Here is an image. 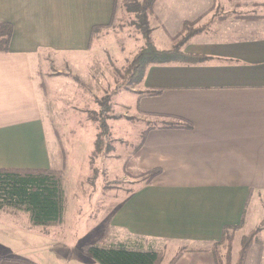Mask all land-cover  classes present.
Listing matches in <instances>:
<instances>
[{
    "label": "crops",
    "instance_id": "obj_1",
    "mask_svg": "<svg viewBox=\"0 0 264 264\" xmlns=\"http://www.w3.org/2000/svg\"><path fill=\"white\" fill-rule=\"evenodd\" d=\"M113 5L114 0H0V23L12 26L9 50L0 53V169L59 167V146L66 159L62 138L82 136L78 95L62 101L78 114L81 129L58 131L64 111L35 71L37 54H88L97 43L90 42L93 28L110 23ZM218 8L235 11L215 17ZM148 23L153 46L171 51L178 45L180 55L149 66L135 92L161 91L136 95L135 102L145 123L138 168L161 174L132 193L110 225L164 258L168 253L165 264L181 251L175 264H214L210 247L221 241L223 228H242L256 218L249 209L264 211V0H158ZM186 24L193 31L184 32ZM164 117L187 121L192 129H158ZM0 226L2 252L1 236L10 228ZM8 258L37 264L17 251L0 255V264H23ZM87 259L85 264H94Z\"/></svg>",
    "mask_w": 264,
    "mask_h": 264
},
{
    "label": "rangeland",
    "instance_id": "obj_2",
    "mask_svg": "<svg viewBox=\"0 0 264 264\" xmlns=\"http://www.w3.org/2000/svg\"><path fill=\"white\" fill-rule=\"evenodd\" d=\"M127 3L129 1H119L121 9L116 15V26L121 28L99 33L93 39V42L97 40L95 47H91L88 54L68 56L45 51L37 54L35 71L39 72L41 79L45 81L52 99L61 105L59 110L64 111L59 116L66 121L56 124L58 131L77 134L81 129L82 124H77L79 121L75 119L78 114L73 113L71 105L68 107L62 101H71L78 95L82 100V104L77 106L84 113V133L78 138L70 135L62 138L66 152L63 177L65 212L62 223L48 229L47 235H44L43 229L30 226L27 214L12 210L0 211L3 229L6 231L10 228L9 233L1 236L3 251L0 255L17 251L18 255L31 257L37 264H85L84 262L90 261L87 259L89 257L82 253V245L98 242L105 246L117 245L127 239L124 232L114 230H109L107 237L103 239V232L106 231L113 212L132 193L143 187L147 180L145 176L138 175L139 168L135 165V155L145 124L136 115L135 92L138 86L134 89L126 87L129 77L125 73L139 49L138 40L141 34L137 29L135 15L125 11L124 6ZM217 10L222 12L217 11L215 17L223 12L231 15L235 11L234 8ZM150 28L148 23V29ZM182 30L189 33L193 31V26L186 24ZM179 38L180 35L175 39V43H180ZM140 42L143 44L142 39ZM50 82L55 89L50 86ZM106 96L111 98L109 115L115 116L116 119L107 121L109 136L105 138V143L109 145L110 152L103 156L94 153L98 124L90 118L94 113L98 114L97 100ZM105 149L107 147H104ZM251 213L253 217L256 214V218L246 221L236 232L228 252L232 264L237 259L242 238L257 227H264L262 208L253 211L249 209L248 214ZM261 222L263 223L260 224ZM261 234V245L253 244L249 248L244 264H263L264 244L261 238L264 239V233ZM22 242L30 246L27 247ZM33 246L34 248H31ZM226 251V245L222 244L219 254L223 262ZM168 257L167 253L162 264L167 262Z\"/></svg>",
    "mask_w": 264,
    "mask_h": 264
},
{
    "label": "trees",
    "instance_id": "obj_3",
    "mask_svg": "<svg viewBox=\"0 0 264 264\" xmlns=\"http://www.w3.org/2000/svg\"><path fill=\"white\" fill-rule=\"evenodd\" d=\"M119 1L114 0L110 23L105 27L93 28L91 32V43L102 31L121 28V26H116V15L121 9ZM125 1H129L124 6L125 11L135 15L137 29L144 43L143 47L133 56L131 63L125 70V73L129 77L126 87L134 89L141 83L145 71L149 66L173 62L180 55L178 45L171 51H159L151 43L150 29H148V16L153 13L158 0H142L141 3L139 0ZM11 36L12 26L10 24L0 23V53L8 52ZM160 92V90H147L136 93V95L140 99L142 97L158 96ZM110 101L111 98L109 96L97 100L99 107L98 114L94 113V116L90 118L92 122L98 124V133L94 142V153L97 155L103 154L104 156L110 152L109 145L105 143V138L109 136L107 121L116 119L115 116L109 115L111 112ZM164 120L159 124L158 129H192V125L189 122L181 119L164 117ZM151 129L153 128H148V130ZM144 138L145 136H143L139 143L135 155V165L137 168ZM59 147V158L61 160L59 167H52L48 170L0 169V211L12 210L27 214L30 226L32 228L43 229L44 235H47L48 229L62 223L65 212V190L63 187L64 170L66 167L64 163L65 154L61 146ZM104 147H107V149L104 150ZM138 171V175H143L147 178L145 185H150L161 174L160 170L145 171L139 169ZM239 228V226L224 227L221 241L211 244L210 252L213 256L214 264H232L228 252ZM263 228L258 227L250 231L246 237L242 238L237 259L233 264H244L249 248L253 244L261 245L262 241L259 235ZM109 230H113L110 225V219L106 231L103 232V239L107 237ZM222 244H225L227 247L225 262H223L219 254V247ZM81 251L96 264H162L164 258L162 251L145 247L141 240L135 241L129 238L117 245L105 246L100 242L84 244L81 247ZM182 253L183 251L176 254L168 264H175ZM6 260L23 264H33L21 259L8 258Z\"/></svg>",
    "mask_w": 264,
    "mask_h": 264
}]
</instances>
